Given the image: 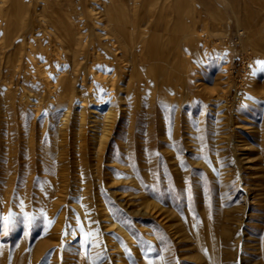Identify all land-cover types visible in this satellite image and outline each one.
<instances>
[{
  "label": "rangeland",
  "instance_id": "1",
  "mask_svg": "<svg viewBox=\"0 0 264 264\" xmlns=\"http://www.w3.org/2000/svg\"><path fill=\"white\" fill-rule=\"evenodd\" d=\"M12 1L0 0V264H264L252 91L264 0H76L71 47L54 6L37 0L33 25V2ZM107 6L135 47L127 63L105 47L122 45Z\"/></svg>",
  "mask_w": 264,
  "mask_h": 264
},
{
  "label": "bare ground",
  "instance_id": "2",
  "mask_svg": "<svg viewBox=\"0 0 264 264\" xmlns=\"http://www.w3.org/2000/svg\"><path fill=\"white\" fill-rule=\"evenodd\" d=\"M8 1V0H7ZM32 2H33V5H32V8H33V16H32V20L30 19V17H29V20H30V22L33 24V25H36L35 23H36V17H35V15L34 14H36V8H35V6L37 5V0H31ZM42 2H43V5H45V7H50V6H54V8H55V11L54 12H52V13H50L49 15H50V17H52V15L53 14H57V15H59V16H62L63 17V21L61 22V24L59 25V26H57V31H58V33H60L61 35H62V37L61 38H64L65 40H66V42H67V44H68V46L69 47H71L72 46V42H74L75 41V39H74V37H75V35H74V32L77 34H79V31H78V29L76 28V24L78 25V23L76 22V21H78L77 20V16H79V14H77V12H76V10H77V6H76V4L78 3L76 0H41ZM62 1L66 4V6H67V9H65L64 7H63V5H61V3H62ZM159 1V0H158ZM4 2V1H3ZM21 1L20 0H13L11 3H10V5H9V7H10V9L12 10V9H14L15 11L19 8V5L21 4L20 3ZM83 2H84V4H86V3H89L90 2V0H83ZM162 3H163V5H161V7L162 8H168V5L169 6H172V0H162ZM4 4L6 5V1L4 2ZM105 6V5H104ZM167 6V7H166ZM184 6H185V4H184ZM37 7V6H36ZM60 7V8H59ZM116 6H112V7H110V6H107V7H105L106 9H105V11H103V18L105 19V21L106 22H108L109 24H112V26L114 25V27H112V29H113V32H114V36H116V39L117 40H119V39H121L122 40V45L120 44L119 46H121L119 49H118V47L117 46H115V43H112L110 40H107V41H110L111 43H106V48L108 49V50H110V51H112L114 54H112V53H110L108 50H105L104 51V53H106L105 55H107V53H110L111 55H112V60L113 61H115V62H118L119 60H118V58H117V56L116 55H118L119 54V52L120 53H122V57H121V62H123V63H127V54H128V50H133L135 47L132 45V43L129 41V34H128V29H127V27H126V29H124L123 28V21L124 20H121V18H120V13H119V11H121V8H119V9H117V8H115ZM185 8V7H184ZM7 10V9H6ZM3 11H5V10H3ZM85 11V10H84ZM7 12V11H6ZM87 12V11H86ZM13 13V12H12ZM5 15V14H4ZM30 16V15H29ZM132 16V15H131ZM102 17V16H101ZM151 17V18H150ZM127 18H128V16H127ZM146 18V17H145ZM149 18H150V20H149V22H148V25H147V28H152V26H154L153 25V19H154V15L153 14H150L149 15ZM98 19V18H97ZM39 21V20H38ZM128 21V20H127ZM130 21V20H129ZM250 21H252V20H250ZM25 22V21H24ZM246 22H248V21H246ZM245 22V23H246ZM103 23V22H102ZM127 23L128 22H126L125 24L127 25ZM130 23V22H129ZM80 24V23H79ZM26 25V24H25ZM55 25V24H54ZM85 25V24H84ZM133 25V24H132ZM192 25H194V23L192 24ZM246 25V24H245ZM248 25H250V24H248ZM41 26V25H40ZM247 26V25H246ZM253 26V25H252ZM25 27V26H24ZM35 27V26H34ZM42 27V26H41ZM79 27V26H78ZM129 27H131V26H129ZM164 27V26H163ZM166 28V27H165ZM106 29V28H105ZM108 29V31H106V33L104 34V35H109V28H107ZM111 29V30H112ZM248 29H249V27H248ZM254 29V28H253ZM56 30V29H55ZM148 30H150V29H148ZM258 30H260V28L258 29ZM257 30V31H258ZM262 30V29H261ZM34 31V30H33ZM32 31V32H33ZM133 31V30H132ZM53 33H54V31H52ZM253 33V31H250V33ZM260 32V31H259ZM26 33V32H25ZM24 33V34H25ZM188 33H190V32H188ZM195 33V32H194ZM193 33V34H194ZM249 33V34H250ZM251 33V34H252ZM82 34V33H81ZM200 34V33H199ZM255 34V33H254ZM33 35V34H32ZM103 35V36H104ZM147 35H149L150 36V32L149 31H147ZM177 36V35H176ZM253 36V35H252ZM51 37V36H50ZM131 37V36H130ZM254 37V36H253ZM181 38V37H180ZM180 38H178V39H180ZM200 38V37H199ZM48 39V38H47ZM63 39V40H64ZM105 39H107V37L105 36ZM132 39V38H131ZM262 39V38H261ZM61 40V39H60ZM90 40V39H89ZM150 40V41H149ZM167 40V39H166ZM24 41H26V40H24ZM43 41V40H42ZM129 43H128V42ZM147 41V44L145 43ZM146 41L145 42H143L142 44H143V47L145 48V58H147V56H149L150 54H151V50L153 49L152 48V45H151V39H150V37H148L147 39H146ZM199 41H200V39H198V40H196V39H193V40H188V42L189 43H186V44H184L183 46L184 47H186V46H188L191 50H192V48L193 49H198V43H199ZM261 41V40H260ZM63 42V41H62ZM101 42V41H100ZM46 43V42H45ZM64 43V42H63ZM261 43H262V41H261ZM260 43V44H261ZM29 44H30V42H29ZM43 44V43H42ZM86 44V43H85ZM257 44H259V42L257 41ZM263 44V43H262ZM47 45V44H46ZM43 46V45H42ZM45 46V45H44ZM49 46V45H48ZM256 46V45H255ZM259 46V45H258ZM264 46V45H263ZM51 47H52V45H51ZM117 47V48H116ZM257 47V46H256ZM255 47V48H256ZM67 48V47H66ZM129 48V49H128ZM69 49V48H68ZM186 50L184 51L183 50V52L182 53H180L181 54V59H180V61L179 62H181V63H184V64H186L187 66L189 65L188 63H190V61H189V58H184V55H186L187 53H190L189 52V50L187 49V48H185ZM258 49V48H257ZM66 50V49H65ZM71 50H73V49H71ZM118 50H120V51H118ZM260 49H258V51H259ZM30 51V50H29ZM49 51V50H48ZM54 51V50H53ZM50 52V51H49ZM56 52V51H55ZM76 52H79V51H77V50H73V52L72 53H74V54H76ZM142 52H143V48H142ZM32 53V52H31ZM60 53V52H59ZM71 53V54H72ZM185 53V54H184ZM255 53H257V52H255ZM1 54V53H0ZM35 54V53H34ZM56 54H57V52H56ZM56 57V56H55ZM86 57V56H85ZM173 57V56H172ZM190 57V56H189ZM257 57V56H256ZM48 58V57H47ZM54 58V57H53ZM58 58V57H57ZM61 58V57H60ZM64 58V57H63ZM106 58H107V56H106ZM259 58H261L262 60L264 59V48L262 47V50H260V52H259ZM49 59V58H48ZM62 59V58H61ZM102 59H104V57L102 58ZM191 59V58H190ZM5 60V59H4ZM172 60V59H171ZM34 61V60H33ZM106 61V60H105ZM108 61H106L105 62V66H107L108 64H109V67H113V69H116V68H114V66H113V64L112 63H107ZM137 63V62H136ZM171 63H172V61H171ZM38 65V64H37ZM82 65H84V64H82ZM82 65H81V67H82ZM127 65V64H126ZM6 66V65H5ZM92 66V65H91ZM119 66V65H118ZM79 67V66H78ZM90 67V66H89ZM117 67V66H116ZM120 67H122V66H120ZM139 67V66H138ZM15 68V67H14ZM81 69V68H80ZM90 69V68H89ZM88 69V70H89ZM10 71V70H9ZM12 71V70H11ZM12 73V72H11ZM6 74V73H5ZM5 74H3V75H5ZM187 74V73H186ZM11 76V75H10ZM187 77V76H186ZM2 78V77H1ZM5 78H6V76H5ZM12 78V77H11ZM6 79H8V78H6ZM120 79V78H119ZM118 79V80H119ZM9 80H11V79H9ZM256 81V80H255ZM218 82V81H217ZM257 82V81H256ZM262 82H264V81H262ZM251 83H254L253 81L251 82ZM128 84V83H127ZM187 84H188V82H187ZM219 84V83H218ZM257 84H261V82L260 83H258L257 82ZM264 84V83H263ZM261 85V86H263L262 87V90L261 91H259V92H257V91H255V90H253L252 89V91H254V93H255V95H258V99H263L264 100V85ZM1 85V84H0ZM2 85H4V84H2ZM112 86V88L114 87V84H112L111 85ZM214 86V85H213ZM253 86H256V84L254 83L253 84ZM258 86V85H257ZM260 86V85H259ZM260 86V87H261ZM186 87V86H185ZM218 86H214V92L216 91V88H217ZM211 88V87H210ZM237 88V87H236ZM212 89V88H211ZM256 89H257V87H256ZM207 90V89H206ZM218 91V90H217ZM209 92H213V91H210L209 90ZM214 94V93H213ZM258 99H257V101H258ZM109 115V114H108ZM105 118H107L106 116H105ZM114 118V117H113ZM113 120V119H112ZM111 120V121H112ZM114 122V121H113ZM105 130V129H104ZM107 130V129H106ZM104 135V134H103ZM248 146V145H247ZM131 211V210H130ZM230 213V212H229ZM228 213V214H229ZM233 218V217H232ZM226 219V218H225ZM231 220V219H230ZM235 220V219H234ZM231 224V223H230ZM177 225H179L178 224V222H177ZM227 227V226H226ZM228 228H229V226H228ZM225 231V230H224ZM181 233V232H180ZM183 233H185V231H183ZM187 233V232H186ZM224 233H226V232H224ZM227 234H228V232H227ZM223 235H225V234H223ZM185 236H186V234H185ZM187 237V236H186ZM223 237V236H222ZM49 240H47V241H43V244H42V242L40 243V245L39 246H41V244L43 245L42 247H45V246H47L48 245V242ZM38 246V247H39ZM37 247V248H38ZM234 256V255H233ZM227 257V256H226ZM53 260L56 262V263H54V264H57V261H60V258H59V256L58 255H55L54 257H53ZM261 261V260H260Z\"/></svg>",
  "mask_w": 264,
  "mask_h": 264
}]
</instances>
